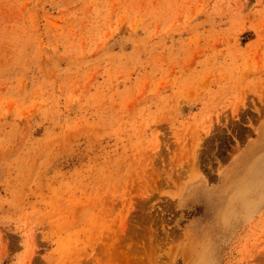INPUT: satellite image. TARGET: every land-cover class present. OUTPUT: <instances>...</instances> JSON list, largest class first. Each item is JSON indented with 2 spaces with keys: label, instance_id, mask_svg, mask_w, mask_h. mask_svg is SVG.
Returning <instances> with one entry per match:
<instances>
[{
  "label": "rangeland",
  "instance_id": "1",
  "mask_svg": "<svg viewBox=\"0 0 264 264\" xmlns=\"http://www.w3.org/2000/svg\"><path fill=\"white\" fill-rule=\"evenodd\" d=\"M263 165L264 0H0V264H264Z\"/></svg>",
  "mask_w": 264,
  "mask_h": 264
},
{
  "label": "bare ground",
  "instance_id": "2",
  "mask_svg": "<svg viewBox=\"0 0 264 264\" xmlns=\"http://www.w3.org/2000/svg\"><path fill=\"white\" fill-rule=\"evenodd\" d=\"M259 165H260V164H259ZM263 166H264V165H263ZM251 170H253V169H251ZM259 170H260V168H259ZM251 172H253V171H251ZM251 172H250V170H249V173H250V174H251ZM253 173H254V172H253ZM258 174H259V173H258ZM247 175H248V174H247ZM254 175H255V174H253L252 176H254ZM245 176H246V175H245ZM252 176H250V177H252ZM248 177H249V175H248ZM248 177H247V178H248ZM250 177H249V178H250ZM246 180H247V179H246ZM248 180H249V179H248ZM248 180H247V181H248ZM230 187H231V186H230ZM236 187H237V186H236ZM228 188H229V187H228ZM229 190H230V189H229ZM236 190H237V189H236ZM231 191H234V192H235V190H232V189H231ZM234 195H235V194H234ZM231 196H232V195H231ZM232 200H233V199H232ZM232 200H231V201H232ZM229 201H230V200H229ZM235 201H236V200H235ZM236 202H237V201H236ZM236 202H235V203H236ZM236 204H238V203H236ZM230 206H231V205H230ZM237 206H238V205H237ZM234 207H235V206H234Z\"/></svg>",
  "mask_w": 264,
  "mask_h": 264
}]
</instances>
